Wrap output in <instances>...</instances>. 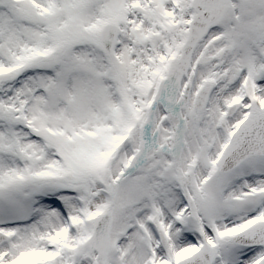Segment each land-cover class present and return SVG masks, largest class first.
Wrapping results in <instances>:
<instances>
[{"label":"snow or ice","instance_id":"6c2138e0","mask_svg":"<svg viewBox=\"0 0 264 264\" xmlns=\"http://www.w3.org/2000/svg\"><path fill=\"white\" fill-rule=\"evenodd\" d=\"M0 264H264V0H0Z\"/></svg>","mask_w":264,"mask_h":264}]
</instances>
